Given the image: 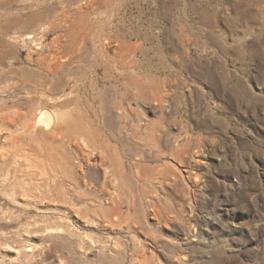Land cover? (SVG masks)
I'll return each mask as SVG.
<instances>
[{
    "label": "rangeland",
    "instance_id": "rangeland-1",
    "mask_svg": "<svg viewBox=\"0 0 264 264\" xmlns=\"http://www.w3.org/2000/svg\"><path fill=\"white\" fill-rule=\"evenodd\" d=\"M0 264H264V0H0Z\"/></svg>",
    "mask_w": 264,
    "mask_h": 264
},
{
    "label": "bare ground",
    "instance_id": "bare-ground-1",
    "mask_svg": "<svg viewBox=\"0 0 264 264\" xmlns=\"http://www.w3.org/2000/svg\"><path fill=\"white\" fill-rule=\"evenodd\" d=\"M57 119H58V116L52 115L45 111H41L36 117V124L45 128V130L50 131L52 127L56 124ZM88 137L89 139L91 138L90 135L86 136L85 138L87 139ZM111 211H112V208H103L101 210L103 215H105L106 217L110 216Z\"/></svg>",
    "mask_w": 264,
    "mask_h": 264
}]
</instances>
